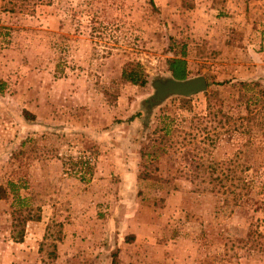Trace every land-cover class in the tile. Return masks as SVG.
I'll return each mask as SVG.
<instances>
[{
	"label": "rangeland",
	"instance_id": "1",
	"mask_svg": "<svg viewBox=\"0 0 264 264\" xmlns=\"http://www.w3.org/2000/svg\"><path fill=\"white\" fill-rule=\"evenodd\" d=\"M6 1L0 264H264V0ZM182 49L206 89L147 110ZM129 60L143 86L120 77ZM241 81L257 83L247 110ZM237 153L239 200L214 178ZM14 193L40 213L20 242Z\"/></svg>",
	"mask_w": 264,
	"mask_h": 264
},
{
	"label": "trees",
	"instance_id": "2",
	"mask_svg": "<svg viewBox=\"0 0 264 264\" xmlns=\"http://www.w3.org/2000/svg\"><path fill=\"white\" fill-rule=\"evenodd\" d=\"M6 1V0H3ZM8 2V0L6 1ZM10 6L7 5H2L3 10L6 11H14L16 10V4L14 2L10 1ZM30 12V11H28ZM55 67V73L60 74L62 69L59 67V65L56 63L54 65ZM166 66H167V71L169 72V77L173 78V79H185L187 77L188 74V69H187V63L184 57V52L183 49L181 50V53L178 56H173L170 58L166 59ZM120 77L131 83V84H135V85H139V86H143L146 83V79H145V74L143 71L142 66L140 65L139 62L137 61H132L129 60L127 62H125L121 69H120ZM221 84V83H218ZM239 87L242 89V93L239 92L238 96L240 98L239 102L240 103H244V108L245 110H247L250 106V104L254 103L255 101L258 100V98L254 95V88L257 86V83H249V82H245V81H241L239 82ZM4 86L3 81H0V92L2 91ZM264 94V92H262ZM209 101V100H208ZM207 101V102H208ZM207 110L209 112L212 111L213 115H215L218 112V109H212L211 105L209 104L207 106ZM138 113L134 114L133 116H137ZM133 116H131L130 118H132ZM229 117H226V119H228ZM166 122V121H165ZM171 122L167 121L166 123H164V128H168L170 126ZM239 155L238 153L235 155V157L233 159H230L229 163H233L232 164V170H228L231 171V175L229 176V173L227 172L226 174L223 175V177L216 175L214 178H218L217 180L222 181L221 178H230L232 179L234 182H237L236 184L239 187V193L235 194L234 198H237L238 196H240L241 190L245 187L246 185V181L245 179L241 176V172L242 171H238L235 172V169L237 166L241 165V163L239 162ZM85 168V171L83 172H88L91 173L90 171V167H88V163L87 160H81L80 161ZM228 163V164H229ZM8 188L10 190H12L13 192H16L13 190V184L12 182H8ZM7 196V191L6 188L2 187L0 185V199H4ZM14 198L13 200L16 203V207H14L13 210V214H16L15 222L13 224L14 229L17 228V232L16 234L12 235V240L16 241V242H20L22 240L23 237V225L26 221H38L40 220V213L38 211V208L36 207H32L29 206L25 203L24 198L20 197L17 193H14ZM12 200V201H13ZM239 200V197H238ZM236 201V199H235ZM236 204V203H235ZM20 207L24 208L23 210L20 209ZM56 227H57V234H56V240L59 239V235H60V230H61V225L62 223H55ZM116 251H113L110 254V262L109 264H115L116 263Z\"/></svg>",
	"mask_w": 264,
	"mask_h": 264
},
{
	"label": "water",
	"instance_id": "3",
	"mask_svg": "<svg viewBox=\"0 0 264 264\" xmlns=\"http://www.w3.org/2000/svg\"><path fill=\"white\" fill-rule=\"evenodd\" d=\"M151 87L153 88L152 95L143 102L147 110L171 95L189 97L202 92L207 87V81L203 75L186 77L181 80L171 77H155L151 81Z\"/></svg>",
	"mask_w": 264,
	"mask_h": 264
}]
</instances>
